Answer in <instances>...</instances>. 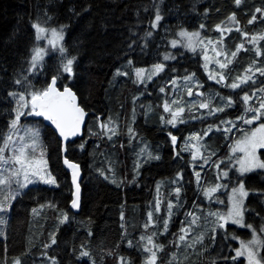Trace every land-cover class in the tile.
Returning <instances> with one entry per match:
<instances>
[{
  "label": "trees",
  "instance_id": "obj_1",
  "mask_svg": "<svg viewBox=\"0 0 264 264\" xmlns=\"http://www.w3.org/2000/svg\"><path fill=\"white\" fill-rule=\"evenodd\" d=\"M157 5L163 19L156 29H152L149 21L154 18ZM255 7H264V0H242L239 7L233 0H0V132L6 131L9 119L5 109L12 106L7 91L17 87L12 79L18 74V69L27 66L25 58L35 43V32L31 24L38 19L43 21L45 10L53 16V20L49 22L51 26L58 27L61 23L68 25L65 43L69 52L77 55V62L73 79L66 82L76 92L79 104L89 113L82 135L83 141L76 138V144L68 152L69 158L81 166L82 199L80 210L76 213L69 209L71 182L62 159L58 158L55 133L38 117L21 119L23 124L35 121L40 126L41 140L48 149L49 166L57 176L59 187L31 186L13 202L6 238L0 239V264H12L16 257L20 258L21 264H51V256L57 257L58 264H92V260L95 264H118L117 254L130 257L134 264H141L142 250H138L137 241L141 234L148 235L156 230L155 226L147 230L143 228L147 212L154 210L155 200L159 198L161 211L154 212V219L159 217L162 227V220L167 215L168 200L176 203V194L172 192L176 186L182 188L179 198L181 207L174 209L169 219V231L164 237L154 238L157 243L166 244L164 251L159 253V264H165L168 253L173 251L179 254L183 264H211L213 259L217 264H225L223 255H235L233 249L239 246V241L233 240L231 233L241 239H248L250 230L231 226L228 228L227 238L223 230H218L215 241L209 239L211 233L204 223V215L212 207L204 206V210H197L203 195L192 173L200 172V187L211 185L213 164L211 167L204 166L202 161L195 165L189 164L190 153L180 152V147L184 145V137L189 133L197 131L202 134L207 125L217 124L220 131L213 128L204 137L207 144L204 155L215 151L216 155L211 157L212 162L227 157L232 139L240 135L241 122L235 120V117L241 115L244 109L241 99L243 92L247 91L251 95L253 88L259 92L264 87V77L258 74L254 84L249 82L232 91L205 78L206 72L202 67L204 62L198 51L190 52L181 46L172 49L170 41L178 39L176 32L179 26L188 31L198 30L204 38L218 39L214 26L221 22L224 25L228 21L226 17L235 12L239 24H236V29L231 30L229 43L227 42L228 52L231 53L235 50V45L244 39L237 28L248 32L249 36L261 33L264 29V21L260 19L251 25L247 23ZM83 8L88 10L81 11ZM205 8L209 9L207 13L204 12ZM69 9H75L80 15H74ZM257 16L260 14L257 13ZM201 23L205 25L203 29L199 27ZM145 31H151L153 35L141 39ZM129 44H132L131 48L128 47ZM244 46V50H240L231 65H228L230 68L244 70L246 64L254 59L258 61L257 66L264 65V56L255 58L251 44L246 43ZM259 47L264 53V40ZM165 52L176 58L164 62V72L147 84H134V73L132 68L127 67V60L132 59V67L150 68L151 64L162 60ZM54 66L55 57L47 56L45 72L39 74V80L34 79L33 83L39 86L45 77L50 78ZM117 68L128 71L129 76H114ZM189 72L195 73L196 79L204 83L201 92L204 96L213 97L212 106L223 103L215 96L217 92L223 96L232 95L233 105L225 108L223 113L210 116L207 114L208 110L199 109L198 101L202 98L196 96V91L192 96H187L183 80L177 81L176 88L167 83L172 76L182 77ZM230 81L231 79L228 82ZM161 86L165 87L164 93L159 91ZM134 96L137 97L135 101ZM173 98L181 100L185 105L197 102L191 111L185 107L184 123H179L176 128L160 122V117H165L162 107L164 100L171 101ZM139 103L143 107H139ZM93 113L100 116L101 120L111 116L117 122L119 135L109 140L107 136L90 134L89 128L92 132L98 131V124L92 118ZM193 115L197 119H191ZM220 120L234 121L236 128L227 133L229 138H226L223 131L227 125L220 124ZM129 125L137 133L132 137L131 144L127 133ZM169 132L178 138L176 152H179V156L173 152ZM81 142L85 144L84 149L76 146ZM145 144L147 151L153 155L158 153L160 159L146 161L142 155L138 159V153ZM262 157L264 158V153ZM136 163L140 164L137 170L139 175L133 181ZM201 164L203 168L200 167ZM109 168L112 169L111 172L108 171ZM97 169L104 170L109 179L101 176ZM181 170L183 181L180 180L179 185H173L171 181L175 179V173ZM157 182L160 183L158 194ZM246 187L264 188V173L256 171L247 174ZM49 200L68 212L69 219L63 224L56 219L59 214L57 211L49 207L38 208L39 204ZM245 204L249 209L245 217L247 222L258 228L261 216H264V203L258 195L250 194ZM34 207L38 208L39 215L32 213L31 209ZM189 211L198 212L200 217V228L194 230L196 235L189 233V238L195 239L203 231V251L199 244L196 248H187L186 251L183 248L181 251V247L176 248L169 243L175 239L173 234H178L181 222L190 221V216H186ZM52 232H55L56 243L45 249L43 245L49 243ZM122 232L125 233V239L121 238ZM128 239L133 241V247L128 246ZM81 245L83 250L90 252L91 259L79 257ZM109 251H112V255H108ZM45 252L47 255H43ZM185 256L187 259H184ZM242 260L243 257L238 258L237 264ZM228 264H231L230 260Z\"/></svg>",
  "mask_w": 264,
  "mask_h": 264
},
{
  "label": "snow or ice",
  "instance_id": "obj_2",
  "mask_svg": "<svg viewBox=\"0 0 264 264\" xmlns=\"http://www.w3.org/2000/svg\"><path fill=\"white\" fill-rule=\"evenodd\" d=\"M234 4L239 7L242 4V0H233ZM90 8V6H88ZM88 8H83L81 11H87ZM194 10V8H193ZM74 15L79 16L80 12L75 11V9H69ZM208 8L204 9L207 13ZM257 13L260 16H257ZM45 19L40 21L32 22L31 27L34 29L35 43L33 47L29 50V55L26 59V67L17 70V75L12 79V83L17 86L7 91V97L11 98V108L5 109L9 114V119L6 124V131L0 132V224L5 223L3 214L9 212L12 207V203L19 195L23 194V190L29 185L34 183H43L45 185H51L59 187V181L57 176L54 175L53 171L49 166L48 149L43 144L41 140L40 130L32 125H26L21 123V119H27L29 117H42L45 121H49L52 126H54V132L56 134V139L58 141V158L62 159L63 165L66 166L71 173V191L70 199L68 201L71 209H79L81 207L82 190H81V166L79 163L74 162L69 158V149L76 144V141L70 138L77 137L83 141V137L79 134L82 131V126L86 124V117L89 113L86 111L85 107H82L78 103V97L73 88L66 81H71L75 72V63L77 62V55L71 54L65 43V31L68 27L66 24H59L58 27H53L50 25V21L53 20V16L48 14V11L43 12ZM163 19L159 6H156V11L154 18L149 21L150 27L156 29L159 22ZM227 20L239 24L236 19V13L231 12ZM260 19L264 21V7H255L251 13L250 18L247 20L248 24H253L254 21ZM223 22L216 24L214 27L219 31L220 36L217 40H212L206 38H201L200 31H188L186 28L179 26L176 36L179 39H172L170 44L173 48L180 45L189 51L195 52L196 48L200 47L203 53L202 59L204 63L202 67L207 73L209 80H214L217 84H223L225 88L238 89L241 85H248L249 81L255 83L253 74L259 73L264 77V65L257 66L258 61L252 60L251 63L245 68L244 75H237L232 77L231 82H227L229 77L226 75L225 71L228 65L232 63L234 57L237 53L244 48L243 43H237L235 45V50L231 51L229 56L225 51L224 45V33L230 32L231 28L222 27ZM201 29L205 27L203 23L199 25ZM240 32L241 37H248L249 33L242 31L237 28ZM153 33L151 31H145L144 37H151ZM264 40V32L255 33L251 35V39L247 43L251 44L255 50V56L262 57L261 48L257 47V42ZM43 43V46H41ZM135 43V41H133ZM129 48L132 44L128 45ZM209 49L214 56H209ZM247 51V49H245ZM55 57V66L49 77H45L43 81L37 84L33 83V80H39V74L45 72V56L49 53ZM58 53V55H56ZM182 55V53H181ZM224 56L225 59L222 62L216 57ZM176 57L168 52L163 54L162 60L151 64L150 69L146 70L141 67H132V59L127 60V67L132 68L134 73L133 83L134 84H144L146 81L153 80V77L158 76V74L164 72L166 68L165 61L174 60ZM214 63L218 65L217 69H210L209 64ZM175 72V69H172ZM114 76H129L128 71H121L117 68L113 74ZM183 80L185 82L184 89L189 96L193 95V89L197 90L202 87L199 80L196 79V74L189 72L186 75L172 76L171 79L167 81L168 84L172 85L173 88L177 87V81ZM194 82V83H193ZM243 91V89H241ZM161 93L165 92V87L161 86L159 88ZM260 93H264V87L259 89ZM196 95L203 97L202 92L197 91ZM223 103L221 105L212 106V96L206 99H201L198 102L199 109H207L208 115H213L215 113H223L225 108H229L233 105L232 95L223 96L219 92L215 93ZM257 96V90L252 89L251 95L249 92L244 91L241 97L244 109L241 115L236 116L235 120L242 121L243 125H253L254 121L258 123L251 127L250 129L241 128L239 129L240 135L238 138L232 139V143L229 145L228 156L222 159H217L212 162L211 157L216 155L215 151L210 152L209 155H204L203 151L207 148L205 144L201 141L204 137H207L213 128L220 131V127L217 124L207 125L205 129L201 132H191L188 136L184 137L185 143L180 147V152L190 151L191 159L189 164H194L197 161H203V164H209L210 162L214 165L217 170L216 183L211 185H206L200 187V172L193 171V175L196 178L197 187L204 196V198L211 200L214 194L220 188H228L231 184V190L227 194V204L226 210L216 209L214 211L209 210L204 216V223L208 226V230L211 233L209 239L213 242L218 234V230H223L225 238L229 235L228 228L232 225L239 226L241 228L249 229L251 232L250 238L241 239L235 233H231L232 239L239 241V246L233 249L235 255H223L222 259L225 264L231 261V264H237L238 258L243 257L240 264H264V216H261V224L257 229L252 223H248L246 220V213L249 212L248 207H246L245 201L249 198L250 194L258 195L261 202L264 203V188L252 189L246 187V174L253 173L259 170L264 173V159H261L258 155V150L264 149V95L257 97L258 106H250L249 101L253 97ZM137 97H133V101ZM195 101L191 104L182 106L183 102L178 99H173L171 101L165 99L163 102V111L169 113V118L164 116L160 117V122L168 125L176 126L177 123H184L182 113L185 112V107L189 111L196 106ZM151 108H149V111ZM135 116V109H133V118ZM93 120L98 124V131L92 132L89 128V133L98 136H107L109 140H112L114 136L119 135V129L117 122L109 116L106 120H101L100 116L95 113L92 114ZM191 119H197L196 116H191ZM220 124L227 125L224 128V133L226 138L227 133L236 128L233 120H220ZM127 133L129 135V144L132 143V137L137 135L136 131L131 127L127 128ZM173 145V152L179 156V152H176L177 136L168 133ZM80 149L85 148L83 142L79 143ZM123 147V145H121ZM38 153V154H37ZM144 156L146 161L153 159H160L159 154L153 155L152 152L147 151V144L144 148L140 149L138 153L139 156ZM182 158V157H181ZM227 165L221 167L225 163ZM203 164L200 165L203 168ZM235 165V173H238L235 177L230 174L228 168ZM140 167L139 163H136L134 168L133 181L136 176L139 175L137 171ZM99 174L105 179H109V176L105 174L104 170L97 169ZM109 172L112 171L111 168L108 169ZM221 178H226L228 183H219ZM182 170L175 173V179L171 181L173 185H179V181L182 180ZM116 183L115 180L112 181ZM15 185V188H13ZM160 183L157 182V194L159 193ZM181 186H176L172 189V192L176 194V203L174 204L171 199L167 202V215L162 220V227L160 226L159 217L154 219V212L159 213L161 211V201L159 198L155 200L154 210H149L147 212V219L143 224L145 230L150 227L155 226L156 230L152 231L150 234H141L139 241H137V248L141 251L142 260L141 264H159L160 256L159 253L163 252L166 248V244L157 243L155 237H164V234L169 231V219L173 215L174 209L181 207L179 203ZM217 203L224 204V201L216 197ZM49 207L59 214L56 219L60 224H63L69 219V214L64 209L58 208V205L52 201H46L43 204H39L38 208L43 209ZM198 207V205H197ZM38 208L34 207L31 209L34 215H39ZM254 211V209H253ZM259 215V213H257ZM186 216H191V221L181 222V227L178 230V234L174 233L175 239L169 243L173 247L179 248L183 246L185 251L187 248H196L199 244L201 245V251H203V241L205 233L201 231L191 243L188 242V233L193 230L192 225L197 224L200 217L196 216L195 212L189 211ZM211 217V219H209ZM124 214L121 213V228H124L123 224ZM92 235L91 232L88 233ZM121 238L125 239V233H121ZM166 238V237H165ZM55 232L50 233V241L43 245L45 249L49 248L50 244H55ZM129 247H133V241L131 239L127 240ZM119 247V242L117 243ZM82 250L79 252V257H88L91 259L90 252L83 250V245H81ZM47 255V253H43ZM108 255H112V251L108 252ZM51 264H58L57 257H49ZM118 264H134L130 257H124L117 254L116 257ZM187 259V256L184 257ZM12 264H21L19 257L13 258ZM92 264L95 261L92 260ZM165 264H183V260L179 258V254L175 251L168 253V259ZM211 264H217V261L213 259Z\"/></svg>",
  "mask_w": 264,
  "mask_h": 264
},
{
  "label": "rangeland",
  "instance_id": "obj_3",
  "mask_svg": "<svg viewBox=\"0 0 264 264\" xmlns=\"http://www.w3.org/2000/svg\"><path fill=\"white\" fill-rule=\"evenodd\" d=\"M222 27H224V28H231L232 30H234V29H236V24H235V22H232V21H227L224 25H222ZM217 31V30H216ZM218 32V38H219V36H220V33H219V31H217ZM262 32H264V29L262 30ZM261 32V33H262ZM231 31L230 32H225L224 33V37H223V39H224V45H225V51L227 52V54L230 56L231 55V53L230 52H228V40H229V38H230V36H231ZM250 37V38H249ZM201 38H204L203 36H201ZM244 39L243 40H241L240 41V43H243L244 45H246V43H247V41L248 40H250L251 39V36H248V37H243ZM178 39H179V37H178ZM211 39V38H210ZM212 40H217V38L216 39H212ZM263 40H260V41H258L257 42V47H259V44L262 42ZM207 42V39L205 38V43ZM228 42V43H227ZM249 44V43H248ZM41 46H43V43H41ZM180 45H177L175 48H177V47H179ZM252 46V45H251ZM170 47L172 48V49H175V48H173L172 46H171V44H170ZM246 46H244V48H245ZM253 47V46H252ZM181 48H183V47H181ZM244 48H242L241 50H244ZM185 50H188V49H186V48H184ZM254 49V48H253ZM189 51V50H188ZM195 51H198L199 53H200V55H201V57L203 56V53H202V50H201V48L200 47H198V48H196V50ZM255 51V50H254ZM190 52H192V51H190ZM238 54V53H237ZM50 55H52V53L50 52L49 53V55L48 56H50ZM57 55H58V53H57ZM208 55L209 56H214L215 54L214 53H212L211 52V50L209 49V52H208ZM47 56H45V58H46ZM217 59H220L222 62L224 61V59H225V57L224 56H220V57H216ZM235 58V57H234ZM233 58V59H234ZM255 58H259V57H257V56H255ZM233 61V60H232ZM204 62V61H203ZM250 63H247L246 64V67L249 65ZM229 65H231V64H229ZM245 67V68H246ZM209 68L210 69H217L218 70V65H215L214 63H210L209 64ZM146 70H149L150 68H145ZM245 70V69H244ZM244 70H240L239 68H230L229 66H228V68L226 69V70H224L225 71V73H226V75L229 77V79H231L232 80V77H235V76H237V75H244V74H246L245 72H244ZM258 74L259 73H254L253 74V78H254V81H256V79L258 78ZM155 77H153V79H154ZM207 80H209L208 79V76H207V73H206V77H205ZM229 79H228V81H229ZM152 81V80H151ZM151 81H146V83H144V84H147L148 82H151ZM209 81H211V82H213L214 80H209ZM227 81V82H228ZM231 82V81H230ZM229 82V83H230ZM250 83L252 82V81H249ZM248 82V83H249ZM194 83V82H193ZM144 84H142V85H144ZM251 84H254L253 82L251 83ZM138 85V84H137ZM141 85V84H140ZM141 85V86H142ZM201 85H202V87L204 86V83H201ZM221 86H223V84H221ZM202 87H200L198 90L197 89H195V90H193V93L195 92V91H200L201 92V89H202ZM230 89V88H229ZM232 91H235L236 89H231ZM252 92V91H251ZM261 95H264V93H260L259 94V92H258V90H257V96L256 97H253L254 98V101H252V99L249 101V105L250 106H258V100H257V97H259V96H261ZM187 96H189L188 94H187ZM190 97V96H189ZM199 97H201V96H199ZM209 96H203V97H201L202 99H206V98H208ZM174 99V98H173ZM199 102V101H198ZM182 106H185V104L183 103L182 104ZM139 107H143V105H141V103H139ZM205 110H207V109H205ZM215 114H217V113H215ZM215 114H213V115H215ZM182 115V117H183V113L181 114ZM165 118L167 119V118H169V113H165ZM241 122V126L239 127V128H243V127H245V126H249V127H253V126H255L257 123H258V121H254L253 122V125H243V123H242V121H240ZM23 124V123H22ZM24 124H26V123H24ZM178 124L179 123H177L176 124V126L175 127H173L172 125H168V124H166L167 126H170L171 128H176L177 126H178ZM26 125H32V126H35V127H37L39 130H40V126H38V124L35 122V121H31V122H28ZM250 129V128H249ZM197 132V131H196ZM201 143L202 144H205L206 146H207V144L205 143V141H204V138H203V140L201 141ZM206 149H204V150H202L203 151V154H204V151H205ZM189 153H190V151H188ZM262 153H264V149H261V150H258V155L260 156V158L261 159H264L263 157H262ZM38 154V153H37ZM190 158H191V154H190ZM196 163H199V161H197ZM202 163H203V161H202ZM227 161L225 160V163L224 164H222L221 165V167H224L225 165H227ZM212 163L210 162L209 164H204V166H208V167H211L212 165H211ZM194 165H195V163H194ZM228 170H229V172H230V174L231 175H233V177H235L236 175H238V173H235V165H232L231 167H229L228 168ZM212 171H213V177H212V179H210V182H212L213 183V180H216V176H217V170H216V168L214 167V165H213V169H212ZM257 171H259V170H257ZM249 174V173H248ZM247 175V174H246ZM181 181H183V179L181 180ZM209 182V183H210ZM217 181H215L213 184H215ZM211 183V184H212ZM219 183H222V184H226V183H228V180L226 179V178H221V180L219 181ZM35 185H44V186H49V187H56V186H51V185H45V184H43V183H39V182H37V183H34V184H31V185H29L26 189H28L29 187H31V186H35ZM231 184H229V187L228 188H220L216 193H218V195H214V197L211 199V200H209V199H206V198H204V196L202 197L203 199L202 200H200V202H199V204H198V207H197V210H204V206H210V207H212V211H214V210H216V209H223V210H226V204H227V194H228V192H230V190H231ZM13 188H15V185H13ZM26 189H24L23 190V192L26 190ZM215 193V194H216ZM20 196V195H19ZM18 196V197H19ZM17 197V198H18ZM216 197H218L220 200H222V201H224V204H220V203H217V200H216ZM16 198V199H17ZM15 201V200H14ZM13 201V202H14ZM246 202V201H245ZM13 204V203H12ZM12 208V207H11ZM11 208H10V210H9V212H7V213H4L3 214V217H4V220H5V223H3V224H0V239L1 240H4L5 238H6V228H7V225H8V221H9V218H10V212H11ZM195 214H196V216H198L199 217V213L198 212H195ZM206 215V214H205ZM204 215V216H205ZM191 219H192V217L190 216V218H189V220L191 221ZM209 219H211V217H209ZM199 222H197V224H195V225H192V228H193V230L192 231H190L189 233L190 234H194V235H196L195 234V229H198V228H200V225L198 224ZM233 227H236V228H239V229H243V230H245L246 228H241V227H239V226H235V225H232ZM259 228V227H258ZM257 228V229H258ZM189 233H188V237H187V240H188V242L189 243H191V241L192 240H194V239H192V238H189L190 237V235H189ZM250 238V237H249ZM183 246H181V251L183 250ZM262 251H264V250H262Z\"/></svg>",
  "mask_w": 264,
  "mask_h": 264
},
{
  "label": "water",
  "instance_id": "obj_4",
  "mask_svg": "<svg viewBox=\"0 0 264 264\" xmlns=\"http://www.w3.org/2000/svg\"><path fill=\"white\" fill-rule=\"evenodd\" d=\"M200 92V91H199ZM197 93V91L195 92V94ZM196 96H198V95H196ZM78 103H79V100H78ZM40 120H43L45 123H46V125L48 126V127H50L51 129H52V131L54 132V126H52L51 125V123L49 122V121H45L42 117H38ZM86 119H87V117H86ZM86 125V124H85ZM85 125H83L82 126V131H81V133L79 134L80 136H82L83 135V131H84V128H85ZM55 133V132H54ZM56 135V134H55ZM77 137H73V138H70V139H73V140H75ZM64 167H65V169L69 172V177H70V182H71V173H70V170H68L67 168H66V166L64 165ZM82 177V176H81ZM81 177H80V180H81ZM69 209L72 211V212H78L79 210H80V208L79 209H71L70 208V205H69Z\"/></svg>",
  "mask_w": 264,
  "mask_h": 264
},
{
  "label": "bare ground",
  "instance_id": "obj_5",
  "mask_svg": "<svg viewBox=\"0 0 264 264\" xmlns=\"http://www.w3.org/2000/svg\"><path fill=\"white\" fill-rule=\"evenodd\" d=\"M101 143V142H100ZM102 146V145H101ZM98 149V148H97ZM172 246V245H171ZM169 248V247H168Z\"/></svg>",
  "mask_w": 264,
  "mask_h": 264
}]
</instances>
